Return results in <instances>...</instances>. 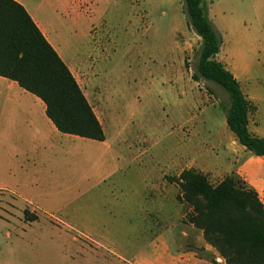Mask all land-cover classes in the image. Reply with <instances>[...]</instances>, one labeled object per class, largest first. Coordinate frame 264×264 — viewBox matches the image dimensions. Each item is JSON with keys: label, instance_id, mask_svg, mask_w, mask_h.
I'll return each mask as SVG.
<instances>
[{"label": "rangeland", "instance_id": "rangeland-1", "mask_svg": "<svg viewBox=\"0 0 264 264\" xmlns=\"http://www.w3.org/2000/svg\"><path fill=\"white\" fill-rule=\"evenodd\" d=\"M203 1L222 37L216 58L245 69L242 89L248 84L259 98L255 121L264 137V0ZM87 6L92 13L76 22L73 43L101 47L100 65L73 72L98 79L105 92L108 147L59 139L36 187L19 186L17 196L0 191V264H225L189 222L176 177L193 168L217 184L237 173L246 150L226 126L228 93L191 76L201 38L182 0Z\"/></svg>", "mask_w": 264, "mask_h": 264}, {"label": "trees", "instance_id": "trees-1", "mask_svg": "<svg viewBox=\"0 0 264 264\" xmlns=\"http://www.w3.org/2000/svg\"><path fill=\"white\" fill-rule=\"evenodd\" d=\"M182 2L188 26L201 38L192 78L212 81L228 93L226 126L244 149L264 156V137L248 129L255 107L233 73L216 58L222 37L209 20L204 1ZM7 5L19 9L23 18L17 12L11 18L0 13V75L38 96L58 131L104 140L102 126L69 68L22 7L0 0V7ZM176 181L179 198L190 206L189 222L202 231L225 264H264V204L254 187L237 173L212 184L206 174L193 168L183 169Z\"/></svg>", "mask_w": 264, "mask_h": 264}, {"label": "crops", "instance_id": "crops-1", "mask_svg": "<svg viewBox=\"0 0 264 264\" xmlns=\"http://www.w3.org/2000/svg\"><path fill=\"white\" fill-rule=\"evenodd\" d=\"M12 1L22 7L75 77L102 126L105 138L100 142L103 146L108 147L103 121V101H101L105 92L95 86L94 83L98 79L78 80L73 72V69L77 73L81 69L80 72L84 75L83 72H87L88 69L91 72V68L100 65L101 47L94 43H91L90 46L73 43V40L77 37L76 22L82 19L84 14L92 13V8L87 6L86 10L83 8V4L87 5L89 1L91 4L93 0ZM14 12L22 17L19 9L13 5L0 7V13L6 18H11L15 14ZM89 19L92 20L91 16H89ZM8 23L11 26L15 24L12 20H8ZM235 62L234 69L223 64L226 68L232 70L233 75L239 81L242 92L255 107L248 117L249 131L262 136L256 127L255 121L259 98L248 84L245 90L242 89L240 76H242L245 69L236 59ZM123 126L118 132L125 130ZM79 138L84 137L58 131L46 115L45 104L38 96L20 86L16 80L0 75V191L17 196L19 186L36 187L39 183V175L44 173L46 169L45 162L47 158L51 157L52 150L53 152L56 151L58 144L61 145L59 139L76 140ZM123 141L124 139L118 143H123L125 146ZM125 147L130 148L129 146ZM65 148L66 145H63L62 150L67 156L69 151ZM240 148L244 147L241 145ZM234 165L237 174L256 189L264 203V156H255L246 150ZM108 174L103 177L109 176ZM32 206L37 207L34 203ZM141 253L145 254L144 251ZM151 253L155 259H162V250L155 249Z\"/></svg>", "mask_w": 264, "mask_h": 264}]
</instances>
